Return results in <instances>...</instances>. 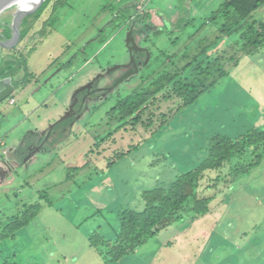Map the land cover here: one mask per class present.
<instances>
[{"label": "rangeland", "instance_id": "rangeland-1", "mask_svg": "<svg viewBox=\"0 0 264 264\" xmlns=\"http://www.w3.org/2000/svg\"><path fill=\"white\" fill-rule=\"evenodd\" d=\"M130 1L132 0H51L45 2L34 15L28 16L39 19L36 27L40 33L46 36L49 32L44 41L35 39L38 48L30 46L34 50L29 57L35 55L38 65L49 63L59 57L60 52L69 48L66 56L57 60V66L49 76L50 78L58 72L52 78L54 91H58L65 79H70L69 85L73 87V93L66 98L68 104L72 95L82 86H87L105 71L107 74L109 68V74H112L119 65L128 61L129 55L124 45L128 14L121 13L98 41L89 42L113 18L117 12L113 13L114 10L128 6ZM214 1L140 0L136 11L143 10L144 5L148 11L143 16V22H155L154 28H147L145 34L141 33L145 38L139 41L138 46L149 49L153 54L149 66L141 69L137 78L120 85L119 89L114 85L113 92L106 100L87 103L89 107L86 105L78 119L66 124L67 130L59 133L56 140L53 136L52 140L44 142L48 146L53 145L51 151L39 153L29 169L19 170L18 174L6 179V183L1 182L0 178V185L4 183L0 188V232L13 217L22 214V206L27 201L30 204L38 203L40 207L37 219L31 221L25 237H17L15 244L21 248L18 257L25 264H103L97 251L89 249L87 236L93 231H99L106 237L115 233L116 213L119 209L141 211L140 195L143 189L153 185L151 183L156 179V174L168 177L174 173L173 166L179 167V171H193L198 167L202 148L213 131L222 129L229 135H236L248 128L264 127V102L259 101L264 86L258 85L256 88L253 83L242 81V75H249L253 70L249 63L251 60L256 63L260 59L264 60V46L248 56L240 51L238 44H242L240 39H247L249 36L235 31V38L229 35L226 41L222 40L219 50L215 51L217 57L224 60V65L222 64V73L218 71V66L212 67L211 73L220 78L215 80L211 89L190 104L188 109L179 113L169 125L156 131L154 136H150L141 126L140 134L120 131L116 134V139L98 149L101 152L99 156L102 157L96 159L93 166L81 170L73 179L69 173V179L72 180L64 183L67 169L84 168L97 137L117 124V118H111L108 111L122 97L139 89L157 90L170 80V76L175 77L179 71H185L187 64L194 62L197 56L209 59L207 56L215 55H210L207 51L216 43L214 41L220 33L216 31V27L206 23L204 29H198V24H203L204 19L201 11L205 15L211 14L214 6H221L223 2L216 0L213 4ZM54 2H58L57 6L60 7L54 14L49 13V16H53L51 22L54 24L48 27L44 18L52 10ZM105 6L108 9L104 12ZM181 8L187 10L186 17L179 16L183 12L180 11ZM158 11L167 12L166 16L157 17ZM260 15L259 11L254 16L255 20L261 22ZM193 16L195 19L190 20ZM180 21H184L186 27L177 26ZM27 22L28 18L24 20L23 32ZM27 39L28 37L23 43L33 44V41L28 42ZM16 48L17 45L12 50L15 51ZM49 52L52 53V58L49 57ZM26 58L28 63V56ZM207 64L204 60L199 65L206 68ZM166 74L170 75L168 79L164 78ZM25 77H28V73ZM251 77L252 75L247 78ZM107 84L108 80L101 83L102 86ZM255 95H258V99ZM41 114L42 111L35 117ZM63 114L55 116L54 121L64 118L66 114ZM67 119L60 122H66ZM13 121L18 124L15 116ZM51 124L53 123L49 125ZM27 125L29 123L26 122L24 126ZM20 129L18 127L16 133ZM140 135L141 140H145V137L147 139L145 147L120 161L117 166L112 165L103 175H96L87 184L86 180L97 172V166L107 164L106 158L111 160L119 151L126 149L127 146L117 147L122 144L117 143L118 141L125 140L123 144H128L134 139L138 142ZM25 137L26 134L23 135L21 144ZM157 148L168 150V164L163 170H149V164L162 161L158 157L148 161L149 155H153ZM161 164L163 163L154 166ZM193 206L194 201L183 215L186 216ZM102 207L108 213L95 215V209L98 212ZM211 210L213 213L190 224L189 221L179 223L169 232L145 242L123 264H264V158L249 178L238 181L226 194L217 198L211 205ZM109 220L112 225L108 223ZM198 220L201 221L197 222ZM179 227L182 230L185 227L187 231L169 243ZM162 237H165V242ZM23 244L26 247H22ZM1 264H7V260H2Z\"/></svg>", "mask_w": 264, "mask_h": 264}, {"label": "trees", "instance_id": "trees-1", "mask_svg": "<svg viewBox=\"0 0 264 264\" xmlns=\"http://www.w3.org/2000/svg\"><path fill=\"white\" fill-rule=\"evenodd\" d=\"M48 1L51 0H47L46 2ZM215 1L213 4H215ZM222 1L221 6L218 4H216L217 8L214 6L211 14L205 15L201 11L204 16V19H202L203 24H198L199 31L204 29V24L206 23V25L216 27V31L220 33V36L216 37L214 41L216 43L213 42L214 44L207 51L210 55H215L207 56L209 59L197 56L194 62L187 64L188 66L185 71H179L175 77L166 74L164 78L168 79L170 76V80L166 84H162L157 90L139 89L132 94L122 97L116 106L108 111V115L111 118H117V124L112 126L104 135L97 137L94 146H92L93 148L87 156L88 161L86 166H83L84 168L67 169L64 183L68 180L71 181L74 175L79 174L81 170L93 166L96 159L102 157L99 156L101 152L98 149L102 148L107 142H112L113 139H116V134L120 131L127 134H140L139 126H141L146 132L150 133V136H154L156 131H160V128L169 125L179 113L188 109L190 104L200 98L205 91L211 89L216 82L215 80L220 78L211 73L212 67L218 66V71L222 73V64L224 65V60L218 58L215 51L219 50L222 40L226 41L229 35H233L235 38L236 32H242V35L249 36L247 39H240L242 44H238L240 51L247 53L248 56L263 48L264 20L259 22L255 20L254 16L264 9V0ZM57 3H53L54 12L60 7V5L57 6ZM131 8L135 10L136 5L132 4ZM107 9L108 6H105L104 12ZM126 11H130V8H126L121 13L128 14ZM180 11L183 12L179 16H187L185 8H181ZM161 13L162 11H158L157 16H161ZM145 14L146 12H139L138 19H142ZM27 18L28 22L26 27H24L25 31L23 32L22 30V39L31 33L39 21L38 18ZM51 18L46 22V25L50 26L54 24L51 22ZM191 19H195V17H190ZM150 21L148 20L147 22ZM204 60L208 62L206 68L199 65ZM261 61L263 60L260 59V63L252 62L251 66L253 70L250 71L249 75L248 73L242 75V81L253 83L256 88L258 85L264 86V79H262L264 77V63ZM26 62L27 58L23 56L19 64L22 67ZM250 75L252 77L247 78ZM26 80L29 83V77ZM262 92L263 94L259 95V101L264 102V89ZM255 96L258 99V95ZM37 134L41 133L39 131H31L25 142L29 143L30 137H34ZM48 139H50V135ZM123 141L125 140L118 141L117 143L120 142L122 144L117 147L127 146L126 149L119 151L111 160L106 158L107 164L97 166V172L86 180L87 184L96 175H103V172L112 165L115 164L117 166L120 161L130 157L140 148L145 147L147 139L145 137V140H141L140 135V141L138 142L131 139L128 144H125L126 142L123 144ZM23 149H21V152L19 151L20 153L17 152V154L20 155ZM157 157L161 158L162 161L155 164H163L160 166L149 164V170H163L167 166L169 161L168 150L155 149L153 155H149L148 161ZM263 158L264 127L248 128L246 131L236 135H229L222 131V129L213 131L212 134H209V139L202 148L198 167L193 171L183 172L179 171V167L173 166L174 173L168 177L156 174V179L151 183L153 185L143 189L140 195L142 210L119 209L116 213L115 233L109 237L104 235L106 238L99 231L89 233L86 239L89 243V249L92 248L97 251L103 264H123L124 260L132 258L136 252L135 250L143 246L150 239H156L161 234L169 232L179 223L182 224L185 221H189L190 224L194 220L213 213L211 212V205L215 203L216 199L226 194V191L232 189L238 181L249 178L254 169L259 168ZM69 173L72 176L70 177L72 178L71 180L69 179ZM78 188H80V185H78ZM193 201L194 206L192 210L186 216L183 215L184 211H187L186 208ZM22 209V214H19V217H13L0 232V264L4 259L7 260V264H25V261L18 257V254L22 250L20 247H16L15 244L17 237L20 235L24 236L25 232H27L28 226L32 224L31 221L37 219L36 216L39 213L40 207L38 203L30 204L27 201L22 206ZM105 212L108 213L102 207L99 208L98 212L96 208L94 213L95 215H98V213H103L104 215ZM108 223L112 225L110 220ZM185 231L187 229L182 230L179 227L175 231L176 235L171 238L169 243L176 240L177 236ZM22 247H26V244H23Z\"/></svg>", "mask_w": 264, "mask_h": 264}, {"label": "crops", "instance_id": "crops-1", "mask_svg": "<svg viewBox=\"0 0 264 264\" xmlns=\"http://www.w3.org/2000/svg\"><path fill=\"white\" fill-rule=\"evenodd\" d=\"M49 13H52V10L47 12L44 18V23L49 20ZM259 20L261 22L264 20V10L261 11ZM38 31V28L35 27V29L29 35L28 42L31 39L35 40V36L39 34ZM11 34L12 32L10 27H0V39L3 42L5 41V37H11ZM48 36L49 32H47L45 37L38 36L36 40L44 41ZM30 46L31 45L29 43H26L25 45H17L15 51L14 49L12 50L10 48H0V54L2 56L0 69L3 73H8L9 76L13 78V84L16 85L17 89L19 90V92L15 93L12 97L6 100V102L3 104V107L0 109V145L2 147L0 150L7 153L11 149L13 150L21 144L24 134H26V137L23 142V146L26 143L25 141L27 139V136L31 134V131L33 132L37 129H40L39 131H41V129L47 128L50 123H54V117L63 114L69 106L66 98L68 97V95L73 93V87L69 85L70 79H65L64 84L59 87L58 91H54L53 89L52 78L51 80L48 79L53 69H55L57 66V60L65 57L69 52L68 48L63 52H60L59 57H56L49 63L38 65L35 61V55L29 57L30 53L34 50L31 49ZM36 48H38L37 45L35 46V49ZM48 55L50 58H52L53 56L51 52H49ZM23 56H28V63L24 64L21 67L19 62ZM252 62V60L249 62L250 65H252ZM261 62L264 63V60ZM27 73L29 77V83L26 82L27 77H25V74L27 75ZM262 79H264V77ZM11 100H16V102L14 104H11ZM40 111H42V114L35 117ZM5 112L7 115H10L2 118V115ZM13 116H15L18 120V124L14 123ZM32 117L33 120L31 119ZM6 119H11L9 124L5 123ZM26 122L29 123V125L24 126ZM56 124L57 123H55L54 126ZM18 127H21V129L19 133H16ZM9 147L11 148L9 149ZM21 151L22 150H20V152ZM13 153H10V155H12ZM11 177H13V175ZM201 220H198L197 222H200ZM179 237L180 236H177V238ZM164 238L165 237H162L163 241L165 242Z\"/></svg>", "mask_w": 264, "mask_h": 264}, {"label": "flooded vegetation", "instance_id": "flooded-vegetation-1", "mask_svg": "<svg viewBox=\"0 0 264 264\" xmlns=\"http://www.w3.org/2000/svg\"><path fill=\"white\" fill-rule=\"evenodd\" d=\"M144 27H149V26H138V28H139L138 30H140V31H143L144 29L146 30L147 28H144ZM142 28H144V29H142ZM131 29L133 32V28H131ZM136 37H138V36L134 35V38H136ZM142 39H144V38H142ZM139 41H140V38H139ZM137 44H139V42ZM138 50L139 51L137 53L132 52V57L135 60V64H131L128 68H124V67L120 68L117 71L113 72L112 74H106L105 73L106 71H105L103 74H101L100 79H98L91 86V88H88L85 91L79 93V95H78L79 101H78V104L76 106L75 114H73L70 118H68L66 122L65 121L59 122L54 126V128L52 129L51 134H50L51 140H52L53 136H54V139L56 140V137L59 133L64 132V130H67V127H65L66 124H71L76 119L79 118V115L81 114V112L84 111V108L87 105V103L90 104L92 101H96L99 99L100 100H102V99L106 100L108 95L113 92L112 87L114 85L117 89H119L120 85L126 84V83L130 82L131 80L137 78L140 75L141 69L144 70L149 66V65L142 64L145 62L147 49L146 48H138ZM128 62L129 61L125 62L124 64H126ZM144 66H145V68H144ZM137 71H139V72L137 73ZM106 80H108V84L105 86H102L101 83L106 81ZM79 106L81 108H79ZM87 107H89V105H87ZM45 137H46V135L43 136L41 134H37L34 137H30V142L25 144L23 152L20 155H18L17 153H13L12 156L17 160V164L18 165L24 164L25 161L28 159V157L30 155L34 154L36 151L42 152L46 149H47V151H51L52 145L48 146V145L44 144L45 147H41V145L43 144V142L45 140ZM34 159H37V156ZM16 174H18V173H16Z\"/></svg>", "mask_w": 264, "mask_h": 264}, {"label": "bare ground", "instance_id": "bare-ground-1", "mask_svg": "<svg viewBox=\"0 0 264 264\" xmlns=\"http://www.w3.org/2000/svg\"><path fill=\"white\" fill-rule=\"evenodd\" d=\"M24 2L27 5V8H20V10L22 9L25 11H29V10L34 9L39 4L40 0H24ZM14 46H16V45H14ZM14 46H10V45L4 44V43H0V48H2V49H9V48L12 49V48H14ZM1 60H2V56L0 54V66H1ZM131 64H133V63H126L123 65H119L116 69L118 70V69L123 68V67L128 68ZM109 72H110V68L107 69V74H109ZM138 72L139 71H137V73ZM56 74H54V75H56ZM54 75H52L49 79L51 80V78H53ZM100 77H101V74L96 79H94L92 82H90L89 85L87 84V86H84V87L82 86L79 91L77 90L76 93L73 94V97L69 103V106L67 107V109L64 113V114H66V116L64 118H61L60 120L70 118L73 114H75V111H76L75 107L79 101V97H78L79 93L90 88L98 79H100ZM5 79H10L11 80V86H13L15 89L8 97H6L2 101V103H0V109L3 107V104L6 102L7 99L12 97L15 93L19 92V90L17 89V86L13 84V78L10 77L8 73H3L0 69V80H5ZM15 102H16V100H11L10 103L14 104ZM4 114H6V112ZM4 114L2 115V118H4V116L5 117L7 116V114L6 115H4ZM60 120L55 122V123H59ZM55 123L48 125L47 128H43V129H41V131H39L40 129H37V130L35 129L36 131H39L43 136L46 135L44 142L48 139V136L50 135V131H52L51 129L54 127ZM44 142L41 145V147H44ZM21 149H23V143L20 144L19 146H17L16 148H14L13 150L11 149L12 151L10 150L11 152L10 151L9 152L13 153L16 151L15 153H17ZM9 152L5 153L4 151L0 150V178H1V182H4V183L7 181L6 179L10 178L12 175L19 173V170L29 169L31 164L33 163L34 158L36 156H38L39 153H41L40 151H36L34 154H32L28 157V159L25 161L24 164L18 165L17 160L12 155H10ZM3 184H1V185H3Z\"/></svg>", "mask_w": 264, "mask_h": 264}, {"label": "water", "instance_id": "water-1", "mask_svg": "<svg viewBox=\"0 0 264 264\" xmlns=\"http://www.w3.org/2000/svg\"><path fill=\"white\" fill-rule=\"evenodd\" d=\"M24 0H0V27L7 26L12 28L13 35L10 41L5 42L7 45H18L21 40V24L25 17L35 14L43 5L45 0H40L37 9L30 13H18ZM132 5V4H131ZM130 5V6H131ZM105 26L104 28H106ZM129 29V28H127ZM102 31H100L101 33ZM97 39V38H96ZM96 39L91 40L94 42ZM0 43H3L0 41ZM124 45H126L127 52H129V63L134 61L132 51L137 52V46L134 38L131 37V30L129 29L125 35ZM14 87L11 86V80H0V103L8 97L13 91ZM8 114L7 116H9ZM5 117V116H4ZM11 119H6L5 123L9 124Z\"/></svg>", "mask_w": 264, "mask_h": 264}, {"label": "clouds", "instance_id": "clouds-1", "mask_svg": "<svg viewBox=\"0 0 264 264\" xmlns=\"http://www.w3.org/2000/svg\"><path fill=\"white\" fill-rule=\"evenodd\" d=\"M47 0H45V2H46ZM139 1L140 0H132V1H130V4L128 5V6H124V7H122V8H119V9H117L116 11L117 12H115V11H113V13L115 12V15L113 16V18L109 21V23L106 25L107 27L106 28H104L105 26H103L100 30H99V32H98V35H97V39L94 41V42H96V41H98L100 38H101V36L103 35V33H104V31L121 15V11H123V10H125L126 8H130V13H128V21H127V23L125 24V30H126V33H127V31L130 29L131 30V37L132 38H134V35H137L138 37H136V38H134V40H135V44H136V46H137V50H138V46H139V44H137L138 42H139V38H140V40H144V39H142V38H145V36L143 35V34H141V33H144L145 34V29L144 28H154L155 27V22L153 23V22H143V18L142 19H138V14H139V12L140 13H144V12H148V11H146V5H144L145 6V8H143V10H139V11H136V9H137V7H138V3H139ZM44 2V3H45ZM43 3V4H44ZM131 4H135L136 5V8H135V10H133L132 8H131ZM145 4H147V2L145 3ZM131 5V6H130ZM43 6V5H42ZM41 6V7H42ZM20 8H27V5L25 4V2L23 1V3H22V5H21V7ZM37 9V6L34 8V9H32V10H29V11H25V10H19V12L18 13H30V12H33V11H35ZM58 10V9H57ZM56 10V11H57ZM264 10V9H263ZM55 11V12H56ZM54 11H53V7H52V13L51 14H54L55 13ZM167 13V12H166ZM166 13H161V16L162 15H164V16H166ZM34 15V14H33ZM31 16V15H30ZM28 17V16H27ZM27 17H25L24 18V20L27 18ZM157 17H159V16H157ZM50 18H51V16H50ZM24 20H23V22H22V24H21V40H20V42H19V44H18V46L19 45H23V44H25V43H23L24 41H25V39L28 37V39H29V35L31 34H29V35H27L24 39H22V30H23V23H24ZM47 22V21H46ZM37 23H39V21L37 22ZM183 23H185L184 21H180V22H178V24H176L177 26H181V27H186V23L183 25ZM46 24V23H45ZM37 25V24H36ZM36 25H35V27H36ZM154 25V26H153ZM48 27H52V24L49 26V25H47ZM138 26H149V27H144V28H142V29H144L143 31H140V30H138L139 28H138ZM127 28H129V29H127ZM131 28H133V32H132V29ZM136 28V29H135ZM11 29V32H12V34H11V37H12V35H13V30H12V28H10ZM35 29V28H34ZM33 29V30H34ZM32 30V31H33ZM31 31V32H32ZM100 31H102L101 33H100ZM39 32V31H38ZM126 33H125V35H126ZM139 33H140V35H139ZM2 35V34H1ZM37 36V37H36ZM35 36V39H37L38 38V36H43V37H45V35L43 34V33H40L39 32V34L38 35H36ZM5 37V36H4ZM11 37H5V41L3 42L1 39H0V41L1 42H3V43H5V42H8V41H10V39H11ZM27 39V40H28ZM30 41H33V43L34 44H31V43H29L31 46H32V48H34L35 49V46L37 45V44H35L36 42H35V40H30ZM22 43V44H21ZM89 43H92V42H89ZM125 48H126V45H125ZM127 50V49H126ZM68 51H69V48H68ZM84 51V49H82L81 50V52H83ZM139 51V50H138ZM137 51V52H138ZM132 52H135V51H132ZM137 52H135V53H137ZM128 55H129V52H128ZM132 55V54H131ZM151 58H153V54H151V51L149 50V49H147V53H146V59H145V62L144 63H142V64H144V65H148L150 62H151ZM129 59H130V55H129ZM129 59H128V61H129ZM134 59V58H133ZM129 63V62H128ZM133 64H135V60L132 62Z\"/></svg>", "mask_w": 264, "mask_h": 264}]
</instances>
